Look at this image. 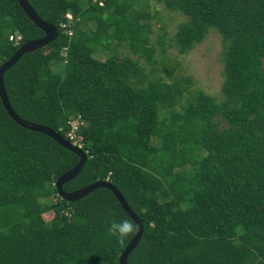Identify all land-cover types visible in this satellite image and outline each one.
<instances>
[{
    "label": "trees",
    "instance_id": "trees-1",
    "mask_svg": "<svg viewBox=\"0 0 264 264\" xmlns=\"http://www.w3.org/2000/svg\"><path fill=\"white\" fill-rule=\"evenodd\" d=\"M160 1L187 18L173 36L179 53L220 34V101L116 54L125 46L154 64L148 0H28L58 35L4 72L8 100L70 142L77 121L87 160L62 188L119 189L143 224L129 263L264 264V0ZM42 35L17 0H0V64ZM78 159L19 126L0 99V264H119L129 240L119 245L110 222L130 217L113 193L57 194Z\"/></svg>",
    "mask_w": 264,
    "mask_h": 264
},
{
    "label": "rangeland",
    "instance_id": "rangeland-1",
    "mask_svg": "<svg viewBox=\"0 0 264 264\" xmlns=\"http://www.w3.org/2000/svg\"><path fill=\"white\" fill-rule=\"evenodd\" d=\"M148 10L152 15L146 19L152 26L149 37L150 44L155 48L154 64L151 65L144 58L137 59V56L131 54L125 46L115 47L116 54L120 57L129 55L136 59L140 66H144L145 72L152 79L161 77L168 82L186 78L191 94L200 90L213 96L216 101H220L223 98L221 92L223 63L220 58L222 49L220 34L215 29H210L200 43L196 44L190 51L181 54L176 48L173 36L178 25L187 19L186 16L177 11L167 10L160 0H148ZM162 25H164L165 34L163 33L164 30L160 29ZM159 35L162 37L163 45L158 42ZM111 46L113 47L114 43ZM108 54L111 53L95 54V57L103 59ZM52 68L55 71H61L62 65L52 63ZM153 141L156 142L155 139ZM43 217L48 220L51 214H44Z\"/></svg>",
    "mask_w": 264,
    "mask_h": 264
},
{
    "label": "water",
    "instance_id": "water-1",
    "mask_svg": "<svg viewBox=\"0 0 264 264\" xmlns=\"http://www.w3.org/2000/svg\"><path fill=\"white\" fill-rule=\"evenodd\" d=\"M23 12L27 15V17L39 28L42 30L43 35L41 37L28 40L15 50L11 57L7 58L0 64V99L3 104L4 109L10 116V118L15 121L19 126L29 129L31 131H36L40 133H44L45 135L51 137L55 140L59 145L63 146L64 148L70 150L71 152L78 155L79 159L77 163L67 170L66 172L62 173L56 179L54 185L57 190V194L67 200V201H75L80 199L81 197L85 196L86 194L90 193L96 188L104 187L109 189L113 195L115 196L116 200L119 202L123 210L132 218L139 226L140 231L139 233L128 243L125 245L122 253L119 256V264H143V263H129L127 261V257L129 253L135 248L137 245L143 231V224L137 214L131 209V207L126 202L124 196L119 191V189L112 184L108 180H96L92 183H89L79 189L74 191L66 192L63 190L62 185L73 179L77 174L81 171L85 161L87 160L86 151H84L81 147L73 145L70 141L60 135V133L46 125L30 122L27 120L22 119L17 113L13 110L5 88L3 84V74L4 72L10 68L14 63L18 61V59L26 52L33 51L40 47L46 46L48 43L52 42L58 35V29L55 25L50 22L43 20L28 2V0H17Z\"/></svg>",
    "mask_w": 264,
    "mask_h": 264
},
{
    "label": "clouds",
    "instance_id": "clouds-1",
    "mask_svg": "<svg viewBox=\"0 0 264 264\" xmlns=\"http://www.w3.org/2000/svg\"><path fill=\"white\" fill-rule=\"evenodd\" d=\"M139 231L140 226L132 218H125L121 220L113 218L110 222L109 233L110 235L116 237L117 243L121 246H123L127 240L133 239Z\"/></svg>",
    "mask_w": 264,
    "mask_h": 264
},
{
    "label": "built area",
    "instance_id": "built-area-1",
    "mask_svg": "<svg viewBox=\"0 0 264 264\" xmlns=\"http://www.w3.org/2000/svg\"><path fill=\"white\" fill-rule=\"evenodd\" d=\"M102 2H103V0H98V3L99 4H102ZM68 16V18H70L71 19V15H67ZM62 26H64V24H62ZM9 39L10 40H13L14 39V37H13V35H11L10 37H9ZM15 42H17V39L15 38ZM75 120H73L72 122H71V130H70V134H69V139L71 140V142L74 144V145H77V146H81V143H80V140H81V138H80V136H78L76 133H75V131H76V129H77V125H78V123H77V121H75ZM74 122V123H73Z\"/></svg>",
    "mask_w": 264,
    "mask_h": 264
}]
</instances>
